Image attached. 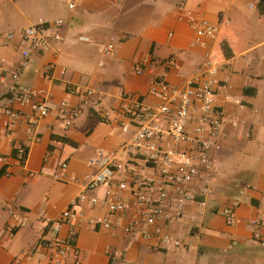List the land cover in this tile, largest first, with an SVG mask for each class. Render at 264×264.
<instances>
[{
  "label": "crops",
  "instance_id": "0c3cea01",
  "mask_svg": "<svg viewBox=\"0 0 264 264\" xmlns=\"http://www.w3.org/2000/svg\"><path fill=\"white\" fill-rule=\"evenodd\" d=\"M107 1L81 0L71 13L49 0H0V111L18 107L9 90L21 59V30L40 19L65 20L64 42L35 54L19 80L47 95L50 116L36 128L22 122L10 139L0 129L3 153L11 155L14 144L28 148L25 164L11 163V175L0 178V264L48 263L55 239L48 225L84 191L93 171L89 160L99 149L121 151L128 140L119 126L124 108L131 100L159 104L148 94L150 77L137 75L136 64L145 63L159 78L183 87L209 57L226 66L219 76L226 89L216 97L225 126L206 207L189 203L184 219L171 228L186 248L157 250L122 230H94L87 220L101 211L87 203L81 206V222L62 225L58 238L74 242L68 264L77 259L81 264H264V247L253 239L255 233L264 239V227L253 225L264 221V5L260 0H153L134 9L133 0L119 6H106ZM188 14L218 28L205 47L196 43ZM111 40L118 42L117 52L106 56ZM223 44L233 53L228 58ZM169 59L176 60L175 68L166 66ZM62 102L80 110L70 128L60 116ZM63 163L69 165L64 183L53 178ZM228 209L235 215L231 224L224 215ZM16 210L19 220L12 217Z\"/></svg>",
  "mask_w": 264,
  "mask_h": 264
},
{
  "label": "built area",
  "instance_id": "2783aa9c",
  "mask_svg": "<svg viewBox=\"0 0 264 264\" xmlns=\"http://www.w3.org/2000/svg\"><path fill=\"white\" fill-rule=\"evenodd\" d=\"M58 1L72 13L81 0ZM108 1L119 4L125 0ZM187 20L195 31L198 45L205 47L207 40L216 38L218 28L207 20L190 14ZM64 24L62 18L53 22L40 19L21 30V59L9 90L18 107L10 106L0 111V129L5 138H12L22 122L36 128L50 116L52 108L47 95L19 85V80L35 54L50 52L55 44L64 42L61 33ZM13 38L14 34L7 36L8 40ZM117 48L118 42L111 40L104 53L114 56ZM165 64L170 68L177 65L175 59H169ZM225 67L209 57L187 85L176 87L159 78L155 69L147 64L135 65L137 75L150 77L148 94L159 104L149 106L131 100L124 108L119 126L128 140L121 151L99 149L89 160L88 165L93 171L87 177L84 191L48 225L55 239L47 264H68L74 246L59 240L58 233L62 225L81 222V206L85 203L92 210L101 211L99 216L87 220V225L94 230H122L126 236L150 243L157 250L186 248L171 228L184 219L189 203L197 204L202 210L211 194L215 154L222 148L225 126V113L216 105L217 95L226 89L219 81ZM79 92L85 96L93 95L91 90ZM60 116L66 128H70L78 120L80 110L62 102ZM26 160L22 145L14 144L11 155L0 149V177L11 175V163L23 166ZM68 171L69 165L63 163L54 173V180L68 182ZM100 190L104 192L102 196L97 194ZM224 215L229 224L235 220L230 209ZM20 216L19 210L12 213L15 220ZM253 225L264 227V221L257 220ZM253 239L264 247L260 234L255 233ZM74 264H81V261L77 259Z\"/></svg>",
  "mask_w": 264,
  "mask_h": 264
},
{
  "label": "rangeland",
  "instance_id": "374dc122",
  "mask_svg": "<svg viewBox=\"0 0 264 264\" xmlns=\"http://www.w3.org/2000/svg\"><path fill=\"white\" fill-rule=\"evenodd\" d=\"M49 2L53 5V6H55L56 8H58V9H61V10H63V9H65L64 7H63V5L58 1V0H49ZM151 2H153V0H133L132 1V4L134 5V9L135 8H139V9H145L146 7H148L150 4H151ZM106 4H108V5H106V6H109V5H111V6H119L121 3H119V4H114V3H111V2H109V1H107V2H105ZM4 7H6V6H4ZM7 7H9V6H7ZM159 64L158 63H156V65H155V67H157ZM30 230V228H28V229H26V231H29Z\"/></svg>",
  "mask_w": 264,
  "mask_h": 264
},
{
  "label": "trees",
  "instance_id": "16d2710c",
  "mask_svg": "<svg viewBox=\"0 0 264 264\" xmlns=\"http://www.w3.org/2000/svg\"><path fill=\"white\" fill-rule=\"evenodd\" d=\"M260 4L261 5H264V0H260ZM222 50H223V53L225 54L224 56L225 57H230L233 53H232V51L231 50H229V52H228V44H223L222 45ZM229 53V54H228ZM97 116V115H96ZM97 118H99L98 116H97ZM100 119V118H99ZM61 141L62 142H67V140L66 139H64V138H62L61 139ZM24 148H25V150H26V157L28 156V148L27 147H25L24 145H22ZM1 178V177H0ZM200 199V198H199ZM69 243H71L72 245H73V240L72 239H70L69 240Z\"/></svg>",
  "mask_w": 264,
  "mask_h": 264
}]
</instances>
